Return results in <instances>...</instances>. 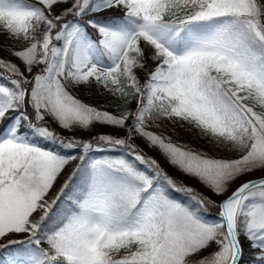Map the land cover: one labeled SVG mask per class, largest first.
Instances as JSON below:
<instances>
[{
	"label": "snow or ice",
	"instance_id": "snow-or-ice-1",
	"mask_svg": "<svg viewBox=\"0 0 264 264\" xmlns=\"http://www.w3.org/2000/svg\"><path fill=\"white\" fill-rule=\"evenodd\" d=\"M0 36V264H264V175L226 195L264 173V0H0Z\"/></svg>",
	"mask_w": 264,
	"mask_h": 264
},
{
	"label": "rangeland",
	"instance_id": "rangeland-1",
	"mask_svg": "<svg viewBox=\"0 0 264 264\" xmlns=\"http://www.w3.org/2000/svg\"><path fill=\"white\" fill-rule=\"evenodd\" d=\"M104 15H121V13H119L118 11H110V12H106L104 13ZM9 43V41H7L6 39H4V37L0 36V46L3 45H7ZM0 56H8L7 51H0ZM17 63H19V61H16ZM139 76L141 79L144 78V73L140 72ZM77 89V88H76ZM76 89L73 90L74 94H76ZM96 89L98 90V88L96 87ZM99 90L104 91L102 88H100ZM106 99L107 101L98 103V105L96 107L98 108H106L109 111H115V105L117 103H119L118 101L114 100L113 97L111 95H109L107 93L106 95ZM93 106V105H92ZM132 107H135V104H132ZM53 128L56 129L57 131H59L61 133V135L63 136H69L72 135L73 133L67 131V130H61L59 129L55 124H53ZM153 131H157L162 132L164 135L166 136H170L171 139L173 141L179 142V143H183V144H187L197 150H203L205 152H207L209 155H213V156H222V157H229L232 154L228 153V152H224V151H219L217 149H214L210 144L207 138L202 137L200 135V133L198 132V130L196 129H191L188 125H184L183 127L179 124H173L169 121H164L162 123L161 128L157 129V128H153ZM98 132H111L115 135H123L122 132H117L115 129L112 128H107V127H100L97 128ZM76 136L78 137H88L91 135L90 132L87 131H77L75 133ZM137 144L140 145L141 148L144 149V151L147 153V155L154 157L155 159L158 160V162L161 164L162 168L173 178H175L177 181L182 182L185 185L194 187L196 189H198L199 191L203 192L205 195L208 196H212V198L214 200H220L222 196H214L208 189H206L198 180H196L195 178L189 177L185 174H183L182 172H180L178 169L176 170H172L170 167V164L168 162H163V159H165V157L159 152L158 149H151L149 147L146 146V144L144 143V141L142 140H137L136 141ZM162 161V162H161ZM70 167L73 165H69ZM263 174L260 171H256L253 172L252 174L242 177L241 179H238L237 181H235L233 183L234 184H238L240 183L242 180L245 179H250L254 176ZM65 179L68 178L67 175L64 176ZM64 179H60L58 186L55 185L53 187V189L49 192L48 194V199L51 200L53 197H55L56 193L59 191V188L63 185L64 183ZM231 185V187L233 186ZM231 187L229 188V190L231 189ZM229 193V192H228ZM227 194V193H226ZM245 249L247 250V243L245 242ZM213 249H209L208 251H212ZM207 254V253H206Z\"/></svg>",
	"mask_w": 264,
	"mask_h": 264
},
{
	"label": "bare ground",
	"instance_id": "bare-ground-1",
	"mask_svg": "<svg viewBox=\"0 0 264 264\" xmlns=\"http://www.w3.org/2000/svg\"><path fill=\"white\" fill-rule=\"evenodd\" d=\"M78 98H80L83 102L93 105V106H97L98 103L107 101L106 99V95L107 93L105 91H101V90H97L95 85H92L91 87H79L76 89V94H75ZM162 162V161H161ZM264 175L260 174L254 177H260ZM251 179V178H250ZM247 180V179H245ZM244 180H242L241 182H243ZM240 182V183H241ZM240 183H236V184H232L233 186L231 187L230 190H228L229 193H227L226 195L230 194L232 190L235 189V187H237ZM224 199V197L222 196L220 200ZM218 200V201H220ZM245 259H248L247 255L245 257Z\"/></svg>",
	"mask_w": 264,
	"mask_h": 264
},
{
	"label": "trees",
	"instance_id": "trees-1",
	"mask_svg": "<svg viewBox=\"0 0 264 264\" xmlns=\"http://www.w3.org/2000/svg\"><path fill=\"white\" fill-rule=\"evenodd\" d=\"M163 162H168V161H167V159L165 158V159H163ZM169 168H171L172 170H173V169L176 170V168L173 167L172 165H170ZM71 171H72V166H71V167L68 166V167L65 169V171H64V172L58 177V179H57L55 185L58 186L60 179H64V180H66L67 178L65 179L64 176L67 175V177H68V176L70 175ZM55 185H54V186H55ZM212 215H214V213H212ZM204 254L206 255V253H204Z\"/></svg>",
	"mask_w": 264,
	"mask_h": 264
},
{
	"label": "water",
	"instance_id": "water-1",
	"mask_svg": "<svg viewBox=\"0 0 264 264\" xmlns=\"http://www.w3.org/2000/svg\"><path fill=\"white\" fill-rule=\"evenodd\" d=\"M255 178H257V177H252L251 179H255ZM248 180V179H247Z\"/></svg>",
	"mask_w": 264,
	"mask_h": 264
}]
</instances>
